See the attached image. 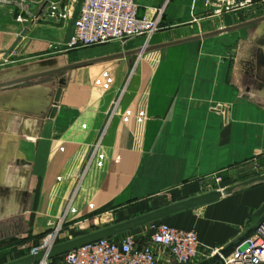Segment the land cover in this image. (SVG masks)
Listing matches in <instances>:
<instances>
[{
  "label": "crops",
  "instance_id": "crops-1",
  "mask_svg": "<svg viewBox=\"0 0 264 264\" xmlns=\"http://www.w3.org/2000/svg\"><path fill=\"white\" fill-rule=\"evenodd\" d=\"M53 1L69 20H49L48 5L40 15L39 0L0 4V84L71 68L0 89V249L13 250L0 264L28 257L61 220L72 241L235 188L160 221L197 233L191 264H218L214 254L253 237L264 218V181L242 186L264 177V22L159 47L237 26L264 0L221 13L206 0H137L140 19L162 14L147 47L157 49L142 53L143 39L68 49L82 0ZM124 235L151 244L149 226Z\"/></svg>",
  "mask_w": 264,
  "mask_h": 264
},
{
  "label": "built area",
  "instance_id": "built-area-1",
  "mask_svg": "<svg viewBox=\"0 0 264 264\" xmlns=\"http://www.w3.org/2000/svg\"><path fill=\"white\" fill-rule=\"evenodd\" d=\"M30 0H0V4L20 6ZM35 1V0H34ZM48 2V19L55 22L70 19L67 9L60 3ZM206 6L216 7V13L235 9V0H206ZM38 21V17L33 18ZM19 22L26 19L19 17ZM162 14L155 19L138 17L137 0H82L80 10L73 23L72 38L68 49H82L109 43L126 44L134 39L145 40L144 49L161 30ZM223 177L217 174L206 187L213 190L222 183ZM220 192L222 190H219ZM64 220L58 222L48 236L47 244L39 252L55 247L63 230ZM122 236V235H121ZM105 239L81 247L62 256L63 264H161L159 248L175 264H191L197 259L200 242L196 232L187 231L156 222L149 225L150 245L140 246L138 239L131 235ZM220 252H216V256ZM37 253H34V255ZM45 261L43 264H46ZM224 264H264V218L255 235L243 242Z\"/></svg>",
  "mask_w": 264,
  "mask_h": 264
},
{
  "label": "water",
  "instance_id": "water-1",
  "mask_svg": "<svg viewBox=\"0 0 264 264\" xmlns=\"http://www.w3.org/2000/svg\"><path fill=\"white\" fill-rule=\"evenodd\" d=\"M47 5H48V2H46L44 4L40 15H42L44 13ZM263 22H264V18L258 19V20L252 21V22H248L245 24L225 28L223 30H220V31H217V32H214L211 34H207V35H204L201 37H197V38H193V39H189V40H184V41L177 42V43H172V44H169L166 46H160L159 48H164V47H168V46L184 44V43L195 41V40H201V39H205V38H209V37H214V36H218V35L223 34V33H230V32L238 31V30L248 28V27H251L254 25H258V24L263 23ZM155 49H157V48H151V50H155ZM151 50H149V48H145L144 50H142L138 53H142L143 51L144 52L151 51ZM70 69H71L70 67H67V68L52 71V72H49L46 74H41V75L30 77V78H25V79H20V80L8 82V83L0 84V89L7 88L10 86H14V85L26 84L32 80H36V79H39L41 77L58 76L62 73L67 72ZM61 85H63L62 82H61ZM61 93H62V89H59L57 96H56V100H55L56 103L59 102ZM217 111L219 112L220 110H217ZM55 113H56V108H54L52 111V117L55 115ZM262 181H264V177H259V178H256L254 180H251L249 182L244 183L242 186H248L250 184H254V183L262 182ZM234 190H235V188H228L222 192H212V193L207 194L205 196H202L200 198H196V199H193V200H190L187 202L176 204L174 206H170V207L152 212L150 214L144 215L142 217L130 220V221L125 222L123 224H119V225L107 228L105 230L83 236L81 238H78V239L69 241L67 243L58 245L49 251H42V252H39L35 255H30L26 258H23L21 260H18L16 262H12L9 264H42L45 261L62 257L65 254L70 253L72 251H75V250H77L81 247H84L86 245L96 243L98 241L105 240V239H112V238L124 235L126 233H129V232L136 230L138 228L149 226L153 223L163 221V220H165V219H167L173 215H176V214H179V213H182L185 211H189V210H192L195 208H199V207L214 203V202L220 200L222 197L232 194ZM257 228L253 231L254 234H255ZM250 238H252V235H248V236L242 238L236 244H233L230 247H228L227 249L220 251L219 254H217L216 256H214L212 258L211 262H216L218 264H224V259L231 256L233 254V252L243 242H245L246 240H248Z\"/></svg>",
  "mask_w": 264,
  "mask_h": 264
},
{
  "label": "rangeland",
  "instance_id": "rangeland-1",
  "mask_svg": "<svg viewBox=\"0 0 264 264\" xmlns=\"http://www.w3.org/2000/svg\"><path fill=\"white\" fill-rule=\"evenodd\" d=\"M72 1H73L74 5H76L77 2H79V4H80V0H72ZM10 6H12V5H10ZM242 12H243L242 13L243 16L241 18V23H239L237 25L245 24V23L252 22V21H255V20H258V19H262V18H264V3H262L260 5L252 6V7H245ZM60 50L61 49H59V51ZM62 51H63V49H62ZM48 236L46 237L45 240L41 241V243H38L36 246H33V247L29 248L28 250L23 251L22 252L23 255L26 254V255L30 256V255H34V253H38V251H40V249L44 248L45 245L47 244ZM69 241H71V240L70 239L69 240L68 239L65 240V237H63V232H61L60 233V237L56 241L55 247L58 246V245L67 243ZM10 245H11V242L3 245V247L6 248V247H8ZM1 246H0V248H1ZM12 253H13V250H11V249H9L7 251H4V252H1V249H0V257L3 256L4 254H12ZM62 262H63V258L59 257V258H56V259L48 260L46 262V264H63Z\"/></svg>",
  "mask_w": 264,
  "mask_h": 264
}]
</instances>
